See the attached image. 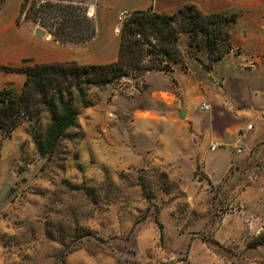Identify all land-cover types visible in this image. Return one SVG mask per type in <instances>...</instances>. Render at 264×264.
I'll list each match as a JSON object with an SVG mask.
<instances>
[{
	"label": "rangeland",
	"instance_id": "1",
	"mask_svg": "<svg viewBox=\"0 0 264 264\" xmlns=\"http://www.w3.org/2000/svg\"><path fill=\"white\" fill-rule=\"evenodd\" d=\"M69 1L81 6L95 24L92 0ZM22 2L4 0L0 10V89L11 88L16 96L23 86L22 68L29 65H20L10 42L35 45L46 35L55 40L47 26L22 14ZM179 19L175 15L171 21L180 32L174 52L201 59L207 51L197 47L189 31L179 29ZM147 71L128 68L127 74L108 83L87 85L84 99L77 97L79 126L66 131L50 156L37 152L31 135L33 127H44L46 113L39 120H22L9 136L0 130V264H190L189 233L224 255L239 246L219 241L216 229L229 210L233 188H264V149L229 175L224 189L219 185L226 198L219 202L218 195L210 193L208 212L191 209L177 178L202 177L203 171L200 165L191 172L153 156L172 133L165 124L169 106L153 93L166 82ZM194 199L204 203L203 197ZM250 218L245 221L246 241L254 247L264 241V229L254 233L251 222L260 219L256 214Z\"/></svg>",
	"mask_w": 264,
	"mask_h": 264
},
{
	"label": "crops",
	"instance_id": "2",
	"mask_svg": "<svg viewBox=\"0 0 264 264\" xmlns=\"http://www.w3.org/2000/svg\"><path fill=\"white\" fill-rule=\"evenodd\" d=\"M184 5H193L204 13L237 14L229 26L231 48L210 69H205L195 58L183 56L171 61L169 72L147 71L154 79L164 78L166 82L165 87L154 89L153 93L169 106L165 124L172 133L168 135L169 142L156 146L153 156L188 167L191 172L195 166H201L202 177L190 174L177 180L186 193L189 207L208 212L209 194H217L220 202L227 194L223 189L228 176L237 174L264 149V0H92L90 12L96 27L92 39L62 43L46 35L34 41L35 45L12 40L10 47L20 58V65L70 61L110 63L119 56L120 37L113 29L120 11L150 9L173 14ZM200 58L207 64L210 61L207 52ZM20 76L23 85L26 75L20 73ZM203 103L210 108L203 109ZM182 111L184 117H180ZM175 138L178 142L174 144ZM239 145L242 152L236 151ZM171 179L175 176L171 175ZM219 185L223 186L222 190ZM230 192L235 194L229 198V210L221 216L215 237L239 246L224 255L215 252L198 234L189 233L187 260L190 264H264V241L249 246L245 232V221L251 219V214L260 219L251 222L254 233L264 229V222H260L264 220V188L251 184L235 187ZM197 196L203 197V204L194 199Z\"/></svg>",
	"mask_w": 264,
	"mask_h": 264
},
{
	"label": "trees",
	"instance_id": "3",
	"mask_svg": "<svg viewBox=\"0 0 264 264\" xmlns=\"http://www.w3.org/2000/svg\"><path fill=\"white\" fill-rule=\"evenodd\" d=\"M3 1L0 0V10ZM21 12L32 22L47 26L54 39L62 43L85 42L96 33L87 13L69 0H23ZM175 15L180 17L179 29L189 31L197 47L207 51L208 64L196 58L205 68H211L231 48L229 26L237 19L236 13H204L193 5L182 6L173 15L150 9L132 11L122 24L116 61L105 64L45 62L23 67L26 78L19 96L11 88L0 89V130L9 136L22 120H39L46 113L44 127H33L31 135L37 152L50 156L66 131L79 126L77 97L84 99L87 85L108 83L127 74L128 68L172 70L170 61L181 57L173 50L180 33L171 26ZM219 46L223 48L219 50Z\"/></svg>",
	"mask_w": 264,
	"mask_h": 264
},
{
	"label": "built area",
	"instance_id": "4",
	"mask_svg": "<svg viewBox=\"0 0 264 264\" xmlns=\"http://www.w3.org/2000/svg\"><path fill=\"white\" fill-rule=\"evenodd\" d=\"M130 16V12L128 10H122L119 12L118 16H117V20L118 23L114 26V32L116 34L121 33V29H122V24L124 23V21ZM251 58L254 57V54H250L249 55ZM203 109H208L210 108L209 104L203 103L201 106ZM251 128V125L248 126V129ZM215 144L212 145V148H215ZM236 151L237 152H242V148L239 146H236Z\"/></svg>",
	"mask_w": 264,
	"mask_h": 264
},
{
	"label": "water",
	"instance_id": "5",
	"mask_svg": "<svg viewBox=\"0 0 264 264\" xmlns=\"http://www.w3.org/2000/svg\"><path fill=\"white\" fill-rule=\"evenodd\" d=\"M36 32L38 34H40V35H44L45 34V31L43 29H41V28H36ZM184 115H185V112L182 111V113L180 114V117H184Z\"/></svg>",
	"mask_w": 264,
	"mask_h": 264
}]
</instances>
